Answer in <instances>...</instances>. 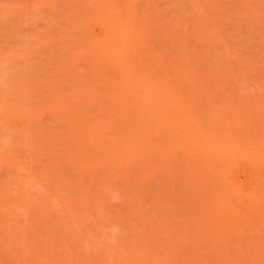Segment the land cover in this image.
Here are the masks:
<instances>
[{
    "label": "rangeland",
    "instance_id": "rangeland-1",
    "mask_svg": "<svg viewBox=\"0 0 264 264\" xmlns=\"http://www.w3.org/2000/svg\"><path fill=\"white\" fill-rule=\"evenodd\" d=\"M0 264H264V0H0Z\"/></svg>",
    "mask_w": 264,
    "mask_h": 264
}]
</instances>
